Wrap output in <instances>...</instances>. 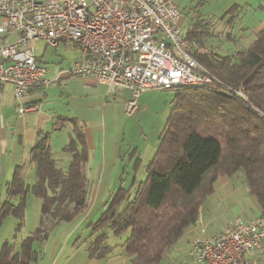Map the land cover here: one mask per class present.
Wrapping results in <instances>:
<instances>
[{
	"label": "trees",
	"instance_id": "1",
	"mask_svg": "<svg viewBox=\"0 0 264 264\" xmlns=\"http://www.w3.org/2000/svg\"><path fill=\"white\" fill-rule=\"evenodd\" d=\"M210 37L209 29L195 28L185 38L197 42L195 59L224 85L170 90L176 92L175 104L146 181L113 193L99 219L89 224L92 232L85 242L92 258L120 247L130 264H161L185 231L197 225L202 207L224 176H243L264 210V30L249 46L226 56L207 50ZM227 87H243L248 102L228 95ZM70 123L74 134L64 152L71 155L67 170L58 167L50 136L43 133L31 149L35 184L26 183L21 166L7 184V198L0 202V228L10 216L22 225L31 193L41 200L42 211L39 227L19 251L8 244L3 247L0 264H38L43 252L35 244L43 246L60 224L75 223L90 206L93 184L85 170L86 136L77 122ZM124 234L129 236L122 244H109L112 235Z\"/></svg>",
	"mask_w": 264,
	"mask_h": 264
},
{
	"label": "built area",
	"instance_id": "2",
	"mask_svg": "<svg viewBox=\"0 0 264 264\" xmlns=\"http://www.w3.org/2000/svg\"><path fill=\"white\" fill-rule=\"evenodd\" d=\"M175 0H0V84L13 86L18 116L38 111L28 105L34 87L53 80L34 51L35 41L78 51L68 74L130 92L124 112L134 116L150 90L224 85L194 57L196 42L185 39ZM15 34L9 43L4 37ZM226 93L248 102L243 87ZM264 251V213L236 219L218 235L194 238L189 255L198 264H259Z\"/></svg>",
	"mask_w": 264,
	"mask_h": 264
},
{
	"label": "crops",
	"instance_id": "3",
	"mask_svg": "<svg viewBox=\"0 0 264 264\" xmlns=\"http://www.w3.org/2000/svg\"><path fill=\"white\" fill-rule=\"evenodd\" d=\"M227 5H229L228 11L225 12L222 19L237 16L241 24L240 29L243 32L242 39H249L250 44L253 43L256 36L264 30V0H228ZM177 7L181 11L178 5ZM189 11H191L190 8L181 11L183 14L182 26L189 18L187 32L184 33V28H182L183 37L185 38L188 32L198 28L200 31L209 29L211 39L215 35L212 25L208 24L207 20L195 23L196 15L195 13L191 16L188 15ZM211 17H215V15H211ZM12 35L4 37L6 42ZM227 35L228 39L232 40V35L230 33ZM15 36L16 40L17 35ZM36 55L45 65L43 57ZM48 70V78L53 80V84L48 87H34L29 91L27 104L37 105L38 111L29 112L23 118L18 116L13 98V86L10 84L0 85V156L3 159L4 174L9 170V173L13 172V176L15 168L26 167L29 163L30 174L28 175L26 172L24 178L27 183L31 174L34 173L32 183L35 184L36 165L31 161V149L36 144L39 134L43 133L50 136L52 151L57 156L60 155L58 167L59 162L70 165L71 155L64 152L74 134L73 125L70 123L72 120L77 122L86 136L89 159L85 170L93 188L88 210L73 223V227H57L60 228L59 236L49 245L50 247H47L50 243V240L48 241L38 264H130V258L120 247H116L111 254L105 257L92 258L88 252V243L85 242L92 229L78 226L88 221L89 224L96 222L94 219L101 213L103 205L120 188L131 189L133 186L136 188L146 181L147 169L156 156L160 137L171 112L170 114L168 111H163L162 114L156 112V116L161 115V117L158 116V120L162 125L164 123V129L160 134L158 144L146 147L145 151H141L140 146L134 147L130 142L128 145L122 144L126 142L125 127L128 120L124 118L125 121H121L120 117L123 118L124 104L130 98L129 91L116 90L112 93L107 84L99 83L91 78L71 76L68 74L69 69L48 68ZM146 95L147 92L141 96L140 106L135 114L140 120L148 114L155 102L154 98ZM64 122H66V127L60 129L59 127ZM59 132H65L67 137L65 142L56 146L53 136ZM9 152L13 153L11 159L7 157ZM15 152L20 155L15 156ZM5 158H9L10 162L7 163ZM143 164L149 165L146 166L140 178L138 171ZM69 165L67 168L61 169L67 170ZM26 174L28 179H26ZM129 183H131L130 187L127 186ZM238 190H241L246 200L241 205L239 204ZM223 203H227L231 211L239 212L238 208H240L246 214V218L242 219L245 222L264 213L257 198L250 194L243 176H237L236 179L235 176L221 177L215 184V192L202 207L197 225L185 231L181 239L168 250L161 264H198L196 259L189 255L194 238L203 232L209 237L216 236L236 219H241H230L229 226H227L228 224L224 223L225 217L221 209ZM123 242L112 246L120 245ZM255 258L259 264H264V251Z\"/></svg>",
	"mask_w": 264,
	"mask_h": 264
},
{
	"label": "rangeland",
	"instance_id": "4",
	"mask_svg": "<svg viewBox=\"0 0 264 264\" xmlns=\"http://www.w3.org/2000/svg\"><path fill=\"white\" fill-rule=\"evenodd\" d=\"M227 3L228 0H176V4L179 6L181 11L186 10V8H190L191 11H189L188 15L190 14L191 16L193 13H195V23H199L200 20H207V23L212 25L213 32L215 33V35L206 43V48L207 50L219 56L233 54L250 44L249 39H242L243 32L240 29L241 24L239 23L240 21H238L237 16H235L234 18L229 16L227 19H222V16L225 14L226 11H228L229 8V5H227ZM211 15H215V17H211ZM231 20L233 21L230 22ZM188 22L189 18L188 21L182 26V28H184V33L188 30ZM229 33L232 35V40L228 39L227 34ZM15 38V35L10 36L8 40L9 43L14 42ZM33 48L35 54L42 56L46 67L50 69H71L73 61L79 55L78 51L70 44L62 43L59 45V47L54 48L51 46H47L43 42H35L33 44ZM146 96L154 98L155 102L153 103V106L149 109L148 114L142 120L138 119L136 115L128 117L125 112L123 113V118L120 117L121 121H125V119L128 120L125 127V130L127 132L125 136L126 142H123L122 144L128 145V143L130 142L132 145H134V147L140 146L141 151H145L146 147L158 144L160 134L162 133L165 125L164 123L163 125L159 123L160 121L158 120V116L161 117V115L156 116L155 114L156 112L157 114L158 112L162 114L163 111H168L170 114L175 104L176 92L158 89L147 92ZM66 135L67 134L65 132L55 133L53 138L56 142V146H59V144L63 141L65 142V138L67 137ZM20 153L22 154V152ZM14 155L19 156L20 154L18 152H15ZM7 157H10L11 159V157H13V153L9 152ZM58 157H60V155H58ZM10 159L5 158V161L9 163ZM2 165L3 159L0 156V202H4L6 200L7 184L13 178V172L9 173V170L6 172V174H4V169ZM28 165L29 163L26 167H22L23 175L26 172L28 173V175L30 174ZM68 165V163L59 162L60 168L65 169ZM148 165L143 164V166H141V168L139 169L138 174L140 178L142 176V173L145 171L146 166ZM15 170L16 168L14 169V172ZM237 176L241 177L240 175ZM237 176H235V179ZM29 178L30 180H27V183L32 186L34 184L32 183L34 181V173H32L31 177ZM26 179H28L27 174ZM127 186L130 187L131 183H129V185ZM238 196L240 205L246 202L241 190H238ZM14 203L18 204V201H15ZM221 209L225 217L224 223L228 224L227 226H229L228 222L230 219L241 218L244 220V218H246V214L241 211L240 208H238L239 212L235 210L231 211L227 203H223ZM41 211V200L34 197L31 193L27 201L24 220L21 223L22 225H20V220L15 216L8 217L2 224L0 228V251L7 244L13 247L15 252L19 251L23 241L32 236L33 233H35V231L39 227L41 220ZM100 214L101 213H99L95 217V221L99 219ZM58 227H73V224L63 223L60 224ZM78 227H89V221L85 222V224H82ZM59 233L60 228H56L49 238L50 241L48 240L50 242L49 244L48 241H46L43 246H40L39 243H36L35 248L44 253L46 245L48 244L47 247H50L49 245L54 242V240L59 236ZM127 238L128 234H124L120 237L112 235L111 239L109 240V244L115 245L117 243H121V241H125Z\"/></svg>",
	"mask_w": 264,
	"mask_h": 264
}]
</instances>
